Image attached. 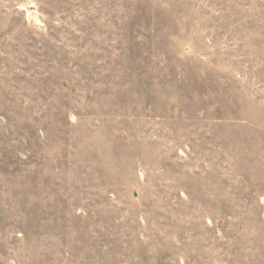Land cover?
Returning <instances> with one entry per match:
<instances>
[{
    "label": "rangeland",
    "instance_id": "obj_1",
    "mask_svg": "<svg viewBox=\"0 0 264 264\" xmlns=\"http://www.w3.org/2000/svg\"><path fill=\"white\" fill-rule=\"evenodd\" d=\"M0 264H264V0H0Z\"/></svg>",
    "mask_w": 264,
    "mask_h": 264
}]
</instances>
